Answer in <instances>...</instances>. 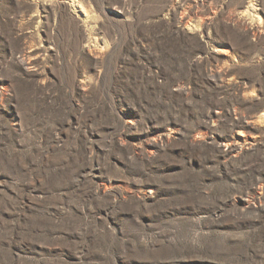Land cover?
Here are the masks:
<instances>
[{
    "label": "rangeland",
    "instance_id": "1",
    "mask_svg": "<svg viewBox=\"0 0 264 264\" xmlns=\"http://www.w3.org/2000/svg\"><path fill=\"white\" fill-rule=\"evenodd\" d=\"M0 264H264V0H0Z\"/></svg>",
    "mask_w": 264,
    "mask_h": 264
}]
</instances>
